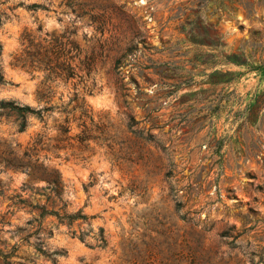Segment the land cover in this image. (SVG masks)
Here are the masks:
<instances>
[{
  "label": "rangeland",
  "instance_id": "rangeland-1",
  "mask_svg": "<svg viewBox=\"0 0 264 264\" xmlns=\"http://www.w3.org/2000/svg\"><path fill=\"white\" fill-rule=\"evenodd\" d=\"M0 76L8 262L264 264V0H0Z\"/></svg>",
  "mask_w": 264,
  "mask_h": 264
},
{
  "label": "trees",
  "instance_id": "trees-1",
  "mask_svg": "<svg viewBox=\"0 0 264 264\" xmlns=\"http://www.w3.org/2000/svg\"><path fill=\"white\" fill-rule=\"evenodd\" d=\"M0 81H1V76H0ZM1 106L4 109H8L9 112H12L14 115L17 116L18 120H20L21 130H23L26 127V120H27V117L29 115H41V113H42L40 110L32 109L29 106L21 107V106L15 105V103H13V102H8V103L2 102ZM42 209L44 211L40 214V216H39L40 218H43L45 215L52 214V213H49V212L45 211L44 208H42ZM54 214H56V213H54ZM59 219L61 221L68 220L69 223H72L74 220H76V219H84V217L81 214H78V215H75V216L59 217ZM40 226H41V224H40ZM0 256L5 260L6 264H11L10 262H8V260L13 255L4 254V253H2L0 251Z\"/></svg>",
  "mask_w": 264,
  "mask_h": 264
},
{
  "label": "bare ground",
  "instance_id": "bare-ground-1",
  "mask_svg": "<svg viewBox=\"0 0 264 264\" xmlns=\"http://www.w3.org/2000/svg\"><path fill=\"white\" fill-rule=\"evenodd\" d=\"M100 100H108L109 98L106 95H102L101 98H99Z\"/></svg>",
  "mask_w": 264,
  "mask_h": 264
}]
</instances>
